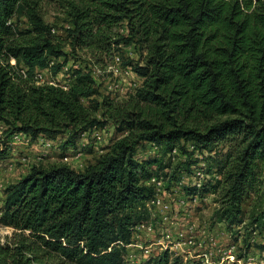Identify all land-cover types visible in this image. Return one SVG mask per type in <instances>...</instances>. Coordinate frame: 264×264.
I'll return each mask as SVG.
<instances>
[{
  "label": "trees",
  "instance_id": "16d2710c",
  "mask_svg": "<svg viewBox=\"0 0 264 264\" xmlns=\"http://www.w3.org/2000/svg\"><path fill=\"white\" fill-rule=\"evenodd\" d=\"M45 1L0 0L7 135L66 133L63 147L107 125L115 136L81 171L33 165L5 186L0 225L13 240L0 243V264H126L134 227L151 216L146 181L159 174L185 194H212V218L227 229L261 228L264 209L246 215L244 204L264 197V0H54L64 9V38L44 20ZM83 52L90 61L77 66ZM115 52L141 79L123 100L102 95L89 67L106 69ZM70 61L66 90L35 83L36 69L56 73ZM145 143L158 153L138 159ZM198 167L200 186L180 185ZM141 264L201 262L163 251Z\"/></svg>",
  "mask_w": 264,
  "mask_h": 264
},
{
  "label": "rangeland",
  "instance_id": "374dc122",
  "mask_svg": "<svg viewBox=\"0 0 264 264\" xmlns=\"http://www.w3.org/2000/svg\"><path fill=\"white\" fill-rule=\"evenodd\" d=\"M60 5L61 4L57 1L46 0L44 3H41L40 12L43 15L44 20L54 27L55 33L64 38L65 32L63 29L66 27V23L64 22V9ZM19 23L21 26H24V18H20ZM64 51L68 52L69 48L65 47ZM83 53L84 54L80 53L81 58L75 62L77 63V66L82 67L86 61H90L87 54H85V52ZM123 53L128 55L130 59H138V54L133 48H127ZM115 55H118L117 52L114 53V56ZM114 56L112 55L110 56L111 58L106 57L104 59L103 63H106V69L99 68V66H93L91 63H89V67L92 69L91 72L96 82L100 84L102 95H109V97L115 100H123L141 83V79L139 78L138 80L134 76L125 75L122 71L123 65H117ZM73 63V61H70L67 66L70 67L74 65ZM112 67H116L118 70L115 69L113 71ZM106 127L107 128L103 127L104 133H106L103 138L101 137L97 140L85 134L77 140L74 147H63V141H65L67 135L66 133H62L61 135H58L57 138L52 139L54 144L48 150H44L41 145L35 144L26 147H15L3 143L2 148L5 146H7V148L5 151H2L0 143V204L3 197V187L15 181L17 177L21 176V174H26L33 165L48 166L52 164L66 163L77 171L83 170L85 165L101 154L104 147L113 140V136H115L114 127L112 125H107ZM78 153L80 155H78ZM157 153L158 149L145 143L138 147L136 157L138 159H144ZM39 156L40 158H38ZM195 157H200V155L197 153ZM22 158H24V160H22ZM180 160H183L182 155L175 156L172 159V163L175 164ZM10 166L13 168L10 169ZM193 170H195V168H193ZM184 175L186 176L185 180L187 181V184H190L195 180V177L193 175L191 176V174ZM172 186L175 187V191L170 189ZM167 189L169 196L168 201L170 202L169 205L172 209L171 215L174 216L176 214L178 227L186 229L187 225L194 223L200 230L206 228L208 234L216 239L219 250L213 256V264H219V257L223 254V252L219 251H225L230 246H234L233 253L238 260L245 261L249 256L254 258L253 264H264V225L261 226V228H256L253 232L250 231V234L245 233V228L242 224L232 229H227L224 223L216 222L212 218L214 209L217 205L213 201L214 196L212 194L206 195L203 199L198 196L197 200L193 201L191 200V195L185 194L180 186L171 185ZM182 197H184L186 204L179 206L178 202L181 201ZM252 206H256L257 208H260V210H263L264 197L258 198V195L250 197L249 201L244 204L246 215ZM153 220L155 225V231L152 235L153 239L150 240L149 236H145V238H142V241L147 244L155 242L153 247H157L158 240L162 238L168 240L174 236V233L169 226L163 224L161 220H159V216H154ZM168 229L169 231H167ZM12 232V228L0 225V243L2 244L12 241ZM196 235L197 240H203V245L201 248H194L191 250L193 254H200L208 247V244L205 241L207 239L203 237L201 232H196ZM166 236H169V238H166ZM130 250L137 253L138 257L141 259L140 263L147 261V258H141V252L137 248H131ZM169 253L174 255L171 252ZM193 260L198 261L196 258H191L188 261ZM223 264L229 263L224 262Z\"/></svg>",
  "mask_w": 264,
  "mask_h": 264
},
{
  "label": "built area",
  "instance_id": "2783aa9c",
  "mask_svg": "<svg viewBox=\"0 0 264 264\" xmlns=\"http://www.w3.org/2000/svg\"><path fill=\"white\" fill-rule=\"evenodd\" d=\"M0 63H2L1 60ZM10 63L15 64V60L11 58ZM115 63L117 65L120 64V58L118 56H115ZM68 68L69 67L66 65L63 67V69L59 70L56 73H52V71L48 67L44 69H36L34 74L35 83L58 86L66 90L71 81V79L69 78V74L67 73ZM112 69L113 71L115 69L118 70L116 67H112ZM122 71L125 75L134 76L139 80V77L132 71L129 66L123 67ZM22 72H24L23 69ZM82 102L86 103V99H82ZM105 128L107 127L105 126ZM6 129L7 126L0 121L1 148L4 141H6L7 145L15 147H26L34 144L41 145L42 149L44 150H48L54 144L52 139H48L42 134H39L36 139L33 140L30 134L23 132L11 133L7 135ZM85 134L98 140L101 137L103 138L106 133H104V128L102 127L94 128L90 132H87ZM152 146L157 149L155 145ZM190 149H192V146H190ZM172 153L177 154L178 152L176 149H174ZM78 155L80 154L78 153ZM195 155H197V152L195 153ZM38 158H40V156ZM22 160H24V158H22ZM200 166L203 167L204 163H200ZM12 168L13 167L10 166V169ZM192 175L195 177V180L191 182V184L200 186L201 181L204 178L201 167L196 168ZM185 177L186 176L183 175L180 181V185L187 184ZM146 184L150 185L154 190L152 199L147 202V206L149 207L151 216L147 221L138 223L134 227L133 241L125 245L126 250L124 254V260L126 264H141V259L138 257L135 251L130 250L131 248H137L141 252V258L145 257L148 259L150 257L159 255L163 251H168L182 258L184 262L188 261L191 258H196L201 262V264H213V256L219 250L217 247L216 239L212 235L208 234V230H206V228L200 230L194 223H190L189 225H187L186 229H181L178 227L176 214L174 216L171 215L172 209L170 208V202L168 201L169 196L167 189L168 187L166 188V178L162 174H159L147 180ZM170 189L175 191L174 186H172ZM197 198L198 195L191 196V200L193 201L197 200ZM199 198L201 197L199 196ZM178 204L179 206H183L184 204H186L184 197H182L181 201H179ZM154 216H159V220H161L163 224L169 226L174 233V236L168 240H164L163 238L158 240L157 247H153L155 242H150L147 244L143 243L142 241V238H145V236H149L150 240L153 239L152 235L155 231L153 220ZM167 231H169V229ZM196 232H201L203 237L207 239L205 241L208 244V247L200 254H193L191 250L194 248H201V246L203 245L202 239H196ZM166 238H169V236H166ZM233 248L234 246H230L225 251H219L223 252V254L219 257V264H223L224 262H228L229 264H253V257L248 256L245 261H241L240 259L238 260L233 253Z\"/></svg>",
  "mask_w": 264,
  "mask_h": 264
},
{
  "label": "crops",
  "instance_id": "0c3cea01",
  "mask_svg": "<svg viewBox=\"0 0 264 264\" xmlns=\"http://www.w3.org/2000/svg\"><path fill=\"white\" fill-rule=\"evenodd\" d=\"M22 175H24V173H23V174H21V176H22ZM19 177H20V176H19ZM17 178H18V177H17Z\"/></svg>",
  "mask_w": 264,
  "mask_h": 264
}]
</instances>
